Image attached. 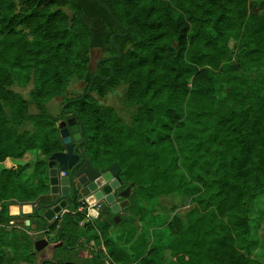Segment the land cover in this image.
<instances>
[{
    "label": "trees",
    "instance_id": "trees-1",
    "mask_svg": "<svg viewBox=\"0 0 264 264\" xmlns=\"http://www.w3.org/2000/svg\"><path fill=\"white\" fill-rule=\"evenodd\" d=\"M102 1L124 28L93 0H0V84L34 83L29 98L3 94L11 111L0 110V263L19 241L12 203L37 200L39 212L23 217L63 250L87 247L88 264H105L106 254L131 264L156 253L145 227L148 215L157 220L152 202L177 195L200 211L160 219L178 264H264V73L250 76L264 69V15L249 11L251 0ZM126 29L115 37L122 56L102 61L112 71L97 65L110 78L96 77L81 98L96 73L90 49L117 54L112 35ZM76 74L84 91L65 102L83 124L86 156L101 170L117 162L123 188L134 183L118 224L85 221L76 202L74 212L43 217L49 159L65 149L58 123L69 114L48 103ZM122 81L138 105L129 124L100 101ZM26 122L32 130H21ZM23 146L39 151L30 172L15 159ZM21 246L29 254L31 243Z\"/></svg>",
    "mask_w": 264,
    "mask_h": 264
},
{
    "label": "rangeland",
    "instance_id": "rangeland-1",
    "mask_svg": "<svg viewBox=\"0 0 264 264\" xmlns=\"http://www.w3.org/2000/svg\"><path fill=\"white\" fill-rule=\"evenodd\" d=\"M67 11L69 12V14L72 13L70 9H67ZM249 11L251 13H260L264 15V1H249ZM88 55L90 57V70L94 72L96 71L98 60L106 56V54L100 48H93L90 49ZM263 73L264 69L257 73H251L250 76L253 80L258 81ZM85 85V81L80 78L78 74L74 75L69 83L68 89L65 93V97L63 98L61 96H58L51 99L48 103L49 110L55 115H60L66 98H72L81 94L84 91ZM33 86V80H31L26 86H22L18 83H12L7 85L0 84V110H3L7 115H10V106L8 105V103H6L5 97H3L4 92L15 90L21 92L26 98H29V91L33 88ZM127 89L128 83L122 81L116 86L112 87L108 91L106 97L100 99V101L106 106L114 107L120 118L125 123L129 124L131 123L134 114L137 113L138 105L129 103ZM29 111L31 113L36 112V107L34 105H30ZM61 121L66 122L65 127L69 130V136H67L68 138H65L60 134L63 139L65 149L62 153L58 154L56 158L65 159L67 157V144L74 143L76 145L82 137L78 130L77 123L71 114L64 116L59 121V123ZM25 129L32 130V124L30 122H26L25 124H23L21 126V130ZM38 152L39 151L37 149H26L23 146L19 151L16 152V154L18 155L15 159L21 162H29L30 168L28 172H30L33 170L34 162L36 161ZM11 164L12 160L8 159L7 161H5L4 165L9 166ZM45 198V200H48V202H52V200H54L52 194H49ZM31 203L34 204L35 210L38 204L37 200ZM74 205L75 203H71L66 207V210L68 211L62 209L59 214L62 215L66 212L74 210ZM104 206L106 208V205ZM151 206H153L151 207V210L154 208L152 211L155 214L157 220L150 219L148 215L145 227L148 228L149 244L156 250V253L152 255H145L139 261L133 262L131 264H178V262L175 261L171 250L166 247V244L170 239V234L166 230L167 222H160V219L162 218L163 220L165 218L168 220L173 215L178 214L186 220L187 216L191 217L200 213V211L197 207L195 208V204L191 200L186 198L184 199L183 197H179L177 195L163 196L162 198H157L155 201L152 202ZM257 206L255 205L254 207L258 208ZM11 209L13 212L19 211V207L17 206H13ZM34 210L31 213H33ZM123 212H125V209H123ZM25 214L29 213H21L17 215L19 216V218L10 221L9 228L17 230L19 241L14 248L6 247V254L4 256L3 262L0 264H40V262L43 260H53L56 262H61L63 264H88L89 250L87 247L83 246L81 248H76L72 250L61 249V242L52 241V239H49L45 236L44 232L37 233V229H40L41 227V222L37 218L25 219V217H23ZM55 214L56 211L54 213H50V218L53 217V215ZM83 215L84 218H87L84 213ZM226 221L228 222V218H226ZM54 234H56L55 231ZM40 235H44V238H48L49 242L42 248L37 249L35 242L40 238ZM259 237L264 243V221L259 230ZM26 241H29L31 243V250L29 254L24 255V250L21 245H25Z\"/></svg>",
    "mask_w": 264,
    "mask_h": 264
},
{
    "label": "water",
    "instance_id": "water-1",
    "mask_svg": "<svg viewBox=\"0 0 264 264\" xmlns=\"http://www.w3.org/2000/svg\"><path fill=\"white\" fill-rule=\"evenodd\" d=\"M93 1L100 4L110 14V16L122 28H124L117 16L107 6V4H105L102 0ZM127 33L128 30L126 29L124 34L115 33L112 35V41L117 49V54L102 57L98 60V64H101L102 61L122 56L123 53L121 47L116 43L115 37L116 35H127ZM104 67H108L112 71L111 66ZM98 76L104 80H108L110 78V76L105 77L100 73H95L91 78L89 87L86 90V94L81 96V98H84L85 95L91 92L93 81ZM71 101L72 100L66 101L63 104V108H65V106L68 105ZM72 113H74L73 118L77 123L78 130L82 138L77 142L76 145L74 143L67 144V157L65 159L56 158L57 155L62 153L63 151L53 153L49 159V194L53 195L54 200H52V202H48L45 205H42V207L45 208L43 217H45L47 220H51L48 213H54L55 211L56 214L53 216L56 217L69 203H75L77 201L76 199L78 193L84 195L85 201L91 206V208L89 209V213L91 216L96 217L99 215V211L96 207V205L99 203H104L113 212L118 213L123 208L129 205V196L132 193L134 183H131L122 188L123 181L120 176L121 168L117 162L106 170L98 169L93 165L91 158L86 156L85 149H83L81 146L82 142L87 140L83 124L76 111L73 110ZM65 125V121H61L59 123V127L61 130L60 134L63 137L68 138L67 136H69V130L65 127ZM75 146H77L79 152H76L74 150ZM62 171L65 173V175L63 176H61ZM120 198H122V200H120ZM36 212H39L38 208H36ZM48 242L49 240L47 238H42L38 239L35 242V245L37 249H40L48 244Z\"/></svg>",
    "mask_w": 264,
    "mask_h": 264
},
{
    "label": "crops",
    "instance_id": "crops-1",
    "mask_svg": "<svg viewBox=\"0 0 264 264\" xmlns=\"http://www.w3.org/2000/svg\"><path fill=\"white\" fill-rule=\"evenodd\" d=\"M63 175H65V173L62 171L61 172V176H63ZM48 195H46V197H47ZM85 198V196L84 195H81L79 198H78V200L76 201V203L78 202V205H79V203H80V201L81 200H83ZM122 198H120V200H121ZM85 200V199H84ZM71 203H69L68 205H70ZM67 205V206H68ZM78 205H77V207H76V209L75 210H77V208H78ZM105 204L104 203H99V206L97 207V209H98V211H99V215L98 216H96V217H93V216H87V218H85V221H91V222H93V223H102V222H104L105 220H108V219H110L111 218V220L114 222V223H116V224H118L121 220H122V215L125 213V212H123V209L120 211V212H118V213H115V212H113L110 208H108L107 206H106V208H105V206H104ZM13 206H17V207H19V211L18 212H13L12 211V207ZM66 206V207H67ZM64 208V210H66L67 208ZM34 210V204L33 203H31V202H28V203H12V204H10L9 205V213L11 214V215H14V216H16V215H19V214H21V213H31L32 211ZM75 210H72L73 212L75 211ZM110 210V211H109ZM44 211H45V209H44ZM66 211H68V210H66ZM109 211V212H108ZM50 213L51 212H49L48 214L50 215ZM110 213H112V214H110ZM58 215H60V216H62L61 214H58ZM58 215L56 216V217H58ZM54 217V216H53ZM55 217V218H56ZM44 230H46V228H44V229H37V233H40V232H43ZM40 238L39 239H42V238H44V235H40L39 236ZM46 238V237H45ZM48 239V238H47ZM49 240V239H48ZM59 244V243H58ZM81 248V247H80Z\"/></svg>",
    "mask_w": 264,
    "mask_h": 264
},
{
    "label": "built area",
    "instance_id": "built-area-1",
    "mask_svg": "<svg viewBox=\"0 0 264 264\" xmlns=\"http://www.w3.org/2000/svg\"><path fill=\"white\" fill-rule=\"evenodd\" d=\"M98 206H99V204L96 205V207H98ZM90 208H91V206L83 199L80 201L78 208H77V211H80V212L84 211V212H86L87 216H90V213H89ZM105 264H123V263H119V262L112 260L111 257L108 254H106Z\"/></svg>",
    "mask_w": 264,
    "mask_h": 264
},
{
    "label": "flooded vegetation",
    "instance_id": "flooded-vegetation-1",
    "mask_svg": "<svg viewBox=\"0 0 264 264\" xmlns=\"http://www.w3.org/2000/svg\"><path fill=\"white\" fill-rule=\"evenodd\" d=\"M97 65H99L102 69H104V70H108V69H110V68H108V67H104V66H110V65H108V64H106V63H101V64H98V62H97ZM111 70V69H110ZM96 73H100L99 71H97V67H96ZM102 75V74H101ZM106 77V76H105ZM67 106V105H66ZM65 106V108H63L62 107V109L63 110H65V111H68L67 113H72L71 111H73L72 109H70V108H68V107H66ZM82 146V145H81ZM76 149H78L77 148V146H75V151H76ZM76 152H79V149L76 151ZM79 188V187H78ZM123 188V187H122ZM82 194H80V193H78V196H77V199L76 200H78V198L81 196Z\"/></svg>",
    "mask_w": 264,
    "mask_h": 264
}]
</instances>
